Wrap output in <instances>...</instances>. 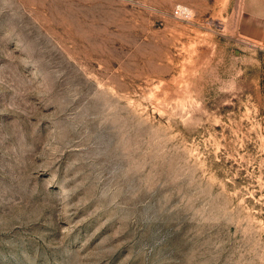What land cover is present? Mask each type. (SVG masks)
<instances>
[{
    "label": "rangeland",
    "instance_id": "obj_1",
    "mask_svg": "<svg viewBox=\"0 0 264 264\" xmlns=\"http://www.w3.org/2000/svg\"><path fill=\"white\" fill-rule=\"evenodd\" d=\"M0 264H264L229 0H0Z\"/></svg>",
    "mask_w": 264,
    "mask_h": 264
},
{
    "label": "crops",
    "instance_id": "obj_2",
    "mask_svg": "<svg viewBox=\"0 0 264 264\" xmlns=\"http://www.w3.org/2000/svg\"><path fill=\"white\" fill-rule=\"evenodd\" d=\"M229 7L239 35L264 47V0H229Z\"/></svg>",
    "mask_w": 264,
    "mask_h": 264
}]
</instances>
